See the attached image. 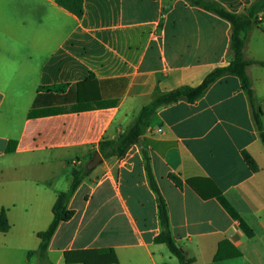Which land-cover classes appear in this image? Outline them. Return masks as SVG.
Masks as SVG:
<instances>
[{
	"label": "crops",
	"instance_id": "obj_1",
	"mask_svg": "<svg viewBox=\"0 0 264 264\" xmlns=\"http://www.w3.org/2000/svg\"><path fill=\"white\" fill-rule=\"evenodd\" d=\"M211 1L231 13L252 2ZM82 7L77 18L56 0H0V211L9 226L0 232V264H108L96 250H112L114 264H178L154 242L157 197L140 145L122 159H102L81 181L68 202L73 216L58 225L42 260L37 235L72 171L102 139H115L156 96L196 87L228 65L230 26L183 0H83ZM261 50L264 14L244 58L264 61ZM246 71L264 114V67ZM51 86L66 89H41ZM96 99L115 105L71 110ZM46 110L53 112L40 115ZM142 147L171 235L191 264H264V144L236 77L215 82L194 104L159 109ZM170 174L192 179L206 199L186 184L177 188ZM215 190L227 207L210 197Z\"/></svg>",
	"mask_w": 264,
	"mask_h": 264
},
{
	"label": "trees",
	"instance_id": "obj_2",
	"mask_svg": "<svg viewBox=\"0 0 264 264\" xmlns=\"http://www.w3.org/2000/svg\"><path fill=\"white\" fill-rule=\"evenodd\" d=\"M183 1L191 7H195L211 13L229 24L230 37L228 49L230 54V61L228 65L212 70L196 87L181 86L174 90L156 96L150 103L143 106L139 110L131 123L115 139H102L98 143V153L102 159H122L132 146H141V153L143 156V160L145 161V170L147 172L149 186L157 197V213L160 233L154 238V242L164 245L169 254L177 260L178 264H191L193 260L186 256L182 248L177 245L171 235L166 204L151 173L147 151L142 147V136L147 132L153 115L159 109L174 105L182 101L189 104H194L215 82L225 77H236L240 82L241 90L247 98L253 124L258 132L262 144H264V124H262L261 120L262 115L264 114H262L261 107L255 99L253 90L251 88V82L246 71L247 68L252 65L264 67V61L247 60L243 55V48L248 33L254 27H258V25L261 23V15L264 14V0H252L251 4L245 7L240 13H231L217 2L211 0ZM56 3L71 14L75 15L77 18H80L83 14V0H56ZM41 89L53 93H62L66 89V86H51ZM114 105L115 102H103L99 99L86 103H80V101H77V106H75L71 110L79 111L92 108L100 109ZM52 112L53 111L46 110L41 112L40 115H46ZM29 116L34 115L32 114V112H29ZM242 158L251 171H257L255 162L246 152H242ZM90 173L91 171L87 172L85 170V167L74 169L71 173L72 179L69 188L66 192H62L57 195L52 207V221L44 232H41L37 235L40 241L37 250L40 260L44 258L45 251L47 250L48 244L58 225L60 223L68 221L73 216V211L68 209L69 199L76 191L81 181ZM168 178L177 188H181L183 184H186L201 199H206V196H204L194 185L192 179L183 182L177 176H174L172 174L168 175ZM210 197L217 198L225 207H227L225 201L220 196V193L217 190H215L213 195ZM8 228L9 226L7 224L5 213L3 210H1L0 232L4 233L8 230ZM94 252L107 255L108 264L116 263V258L112 250H96ZM235 255L237 256L238 253H236ZM221 259L222 257L219 255V253H217V255H215L214 257V261H219ZM65 261L68 262L67 254H65ZM81 263L87 264L86 262Z\"/></svg>",
	"mask_w": 264,
	"mask_h": 264
},
{
	"label": "water",
	"instance_id": "obj_3",
	"mask_svg": "<svg viewBox=\"0 0 264 264\" xmlns=\"http://www.w3.org/2000/svg\"><path fill=\"white\" fill-rule=\"evenodd\" d=\"M102 162V158L99 155V153H95L93 154V156L91 157V159L86 163L85 165V170L87 172L92 171L96 166H98L100 163Z\"/></svg>",
	"mask_w": 264,
	"mask_h": 264
},
{
	"label": "rangeland",
	"instance_id": "obj_4",
	"mask_svg": "<svg viewBox=\"0 0 264 264\" xmlns=\"http://www.w3.org/2000/svg\"><path fill=\"white\" fill-rule=\"evenodd\" d=\"M251 48H252V47H251V45H250V46L248 47L247 53H249V52L251 51ZM261 52H264V51L261 50ZM257 70H259V69H257ZM84 166H85V164H84ZM84 166H83V167H84ZM80 168H82V167H80Z\"/></svg>",
	"mask_w": 264,
	"mask_h": 264
}]
</instances>
